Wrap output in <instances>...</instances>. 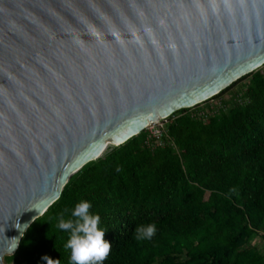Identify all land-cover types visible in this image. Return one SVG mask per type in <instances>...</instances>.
<instances>
[{"label":"water","instance_id":"1","mask_svg":"<svg viewBox=\"0 0 264 264\" xmlns=\"http://www.w3.org/2000/svg\"><path fill=\"white\" fill-rule=\"evenodd\" d=\"M264 66V0H0V264L71 178Z\"/></svg>","mask_w":264,"mask_h":264},{"label":"trees","instance_id":"2","mask_svg":"<svg viewBox=\"0 0 264 264\" xmlns=\"http://www.w3.org/2000/svg\"><path fill=\"white\" fill-rule=\"evenodd\" d=\"M166 123L162 144L146 130L76 173L6 264H75L59 223L83 201L112 245L102 264H264V66Z\"/></svg>","mask_w":264,"mask_h":264},{"label":"clouds","instance_id":"3","mask_svg":"<svg viewBox=\"0 0 264 264\" xmlns=\"http://www.w3.org/2000/svg\"><path fill=\"white\" fill-rule=\"evenodd\" d=\"M90 203L83 201L79 203L73 216L77 219L65 222L61 219L59 228L71 229L70 239L66 247L71 250V259L75 264H102L109 256L111 242L105 238V231L99 227V215L89 213ZM156 226L154 223L140 225L136 229V239H151L155 234ZM47 264H54L51 257H45Z\"/></svg>","mask_w":264,"mask_h":264},{"label":"rangeland","instance_id":"4","mask_svg":"<svg viewBox=\"0 0 264 264\" xmlns=\"http://www.w3.org/2000/svg\"><path fill=\"white\" fill-rule=\"evenodd\" d=\"M236 83H237V86H235L230 91L226 92L221 98L228 99L231 96L232 92H234L237 88L243 87V85L246 84V80L245 81H241V82L237 81ZM218 101H219V98L215 99V100H212L210 103H217ZM210 103H207L205 106H207V105L209 106ZM166 124L167 123L165 122L163 125L166 126ZM150 130L153 131V133H156L157 131H159V129H157V128H151ZM254 244L260 245V247H262V249L264 250V242H263V240L254 241Z\"/></svg>","mask_w":264,"mask_h":264},{"label":"built area","instance_id":"5","mask_svg":"<svg viewBox=\"0 0 264 264\" xmlns=\"http://www.w3.org/2000/svg\"><path fill=\"white\" fill-rule=\"evenodd\" d=\"M165 122H167V119L162 120L160 123H155V124H151L146 130L150 131L151 135L149 138H156L159 139V143L162 144L161 139L164 136V128L165 126L163 125ZM151 128H157L159 129V131H157L156 133H153V131H151Z\"/></svg>","mask_w":264,"mask_h":264}]
</instances>
